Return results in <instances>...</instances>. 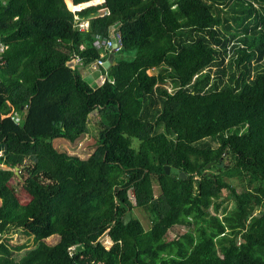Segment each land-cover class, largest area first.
Instances as JSON below:
<instances>
[{
  "label": "trees",
  "instance_id": "trees-1",
  "mask_svg": "<svg viewBox=\"0 0 264 264\" xmlns=\"http://www.w3.org/2000/svg\"><path fill=\"white\" fill-rule=\"evenodd\" d=\"M111 37L126 57L93 88L80 67ZM0 41V264H264V0H0ZM92 116L88 157L52 145Z\"/></svg>",
  "mask_w": 264,
  "mask_h": 264
},
{
  "label": "rangeland",
  "instance_id": "rangeland-1",
  "mask_svg": "<svg viewBox=\"0 0 264 264\" xmlns=\"http://www.w3.org/2000/svg\"><path fill=\"white\" fill-rule=\"evenodd\" d=\"M223 7V15L228 14L230 15V11L227 9V7ZM115 57H126L125 53H119L115 52ZM110 55V54H109ZM135 55V52L132 51L130 53L129 58H132ZM90 66V65H89ZM88 67V66H87ZM92 74V76H95V78H99V76L103 75V77L106 78V75L104 74L103 70L98 66V67H90L89 70ZM93 88L99 87L100 80L98 82L93 83L92 81H89V79L86 80ZM13 105L12 100L7 101V106L8 105ZM5 114H14L12 112H9L5 107ZM16 111V109L14 108ZM17 112V111H16ZM98 116H92L91 121L89 123V133L87 135H84L77 139L75 142L70 143L64 139H53L52 140V145L58 150V151H64L68 154H73L76 155L80 158H86L90 154L94 152V149L96 147V142H98L99 137H100V132H101V126L99 124ZM231 183L233 185H238L237 180H232ZM11 185L15 188L16 194L22 204V207L26 204H28L31 201V196L24 190L20 178L15 177L11 181ZM240 187V186H238ZM153 189L155 191L156 196L160 195L161 189L158 186V184L153 183ZM238 191L241 192L242 189L238 188ZM222 196L227 199L226 205L228 209H233L236 206L235 199L232 196H228L226 193H223ZM134 214L137 215L144 223L146 228H149L151 223L147 217V214L138 208L133 209ZM187 226L184 225H176L171 230L167 233V238L173 239L177 238L180 234L185 232L187 230ZM6 240L12 243L13 245H20L25 242H28L30 246L33 245V240L30 239L27 236H24L22 232L16 231L15 229H11L10 232L6 236ZM57 240V237H51L46 240L47 244L53 245ZM103 243L105 244L106 247L109 246L110 241L108 238L103 239ZM73 249V248H72Z\"/></svg>",
  "mask_w": 264,
  "mask_h": 264
},
{
  "label": "built area",
  "instance_id": "built-area-1",
  "mask_svg": "<svg viewBox=\"0 0 264 264\" xmlns=\"http://www.w3.org/2000/svg\"><path fill=\"white\" fill-rule=\"evenodd\" d=\"M92 5L94 4H99V3H95V1H91L90 2ZM73 12H76L78 9L80 8H71L69 7ZM76 22L78 25L79 30H84L88 27V21L85 20V22H83V20H80V18L78 16H76ZM114 37L111 38H99L96 39L94 41V46L98 49H102L104 50L106 53L108 51L110 52H119L121 50V44L119 43V41L117 40V44H114L113 41ZM8 49V44L6 43H2V41H0V65L5 63V53ZM76 62L80 63V58L76 57ZM105 62V57H101L98 60H96L91 66L93 67H100L103 66ZM99 80L101 85L104 84V82L106 81V78L103 77V75L99 76ZM15 120L16 123H20L21 122V118L20 117H14L13 118ZM3 150L0 147V155L2 154ZM71 250V249H70Z\"/></svg>",
  "mask_w": 264,
  "mask_h": 264
},
{
  "label": "crops",
  "instance_id": "crops-1",
  "mask_svg": "<svg viewBox=\"0 0 264 264\" xmlns=\"http://www.w3.org/2000/svg\"><path fill=\"white\" fill-rule=\"evenodd\" d=\"M66 2H67V0H66ZM102 2H103V0H101V3ZM82 6H84V4ZM83 22H85V20H83ZM111 53L112 52H110V51L107 52L108 58H111L113 60L114 59V56ZM89 68L90 67H85V68L84 67H80V70L82 72V76L84 77L85 80L89 79V81H92L93 83L98 82L99 78H95V76H92L91 72L89 71L90 70ZM100 85H101V83L99 84V86ZM3 107H5L9 112H12L14 114H12V115L11 114H5V109H3ZM14 108H15L14 103H13V105H10L9 104L8 106H7V103H6V105L5 106H2V108H1L2 116H13V117H20L21 118L23 116V114H21L19 112H16L14 110Z\"/></svg>",
  "mask_w": 264,
  "mask_h": 264
},
{
  "label": "water",
  "instance_id": "water-1",
  "mask_svg": "<svg viewBox=\"0 0 264 264\" xmlns=\"http://www.w3.org/2000/svg\"><path fill=\"white\" fill-rule=\"evenodd\" d=\"M117 26H118V24L115 26H111V29L114 30ZM113 41H114V44L116 45L117 44L116 37L113 38ZM111 61H112L111 58L106 59L103 66L105 68H108L111 64ZM222 165H223V163H222ZM208 168H210V164L208 165ZM164 173H166L167 176H170V175L177 176L178 175L180 179H184L186 177L184 173L180 172L177 169L168 168V166H164ZM16 174L17 175L19 174V168H16Z\"/></svg>",
  "mask_w": 264,
  "mask_h": 264
},
{
  "label": "bare ground",
  "instance_id": "bare-ground-1",
  "mask_svg": "<svg viewBox=\"0 0 264 264\" xmlns=\"http://www.w3.org/2000/svg\"><path fill=\"white\" fill-rule=\"evenodd\" d=\"M100 37H101V36H100ZM2 43H3V42H2ZM7 50H8V49H7ZM121 50H123V49H121ZM121 50H120V51H121ZM116 53H117V52H116ZM5 55H6V54H5ZM132 201H133V200H132Z\"/></svg>",
  "mask_w": 264,
  "mask_h": 264
}]
</instances>
